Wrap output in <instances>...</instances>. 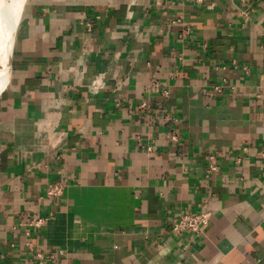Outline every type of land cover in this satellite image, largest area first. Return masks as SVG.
<instances>
[{"label":"crops","instance_id":"0c3cea01","mask_svg":"<svg viewBox=\"0 0 264 264\" xmlns=\"http://www.w3.org/2000/svg\"><path fill=\"white\" fill-rule=\"evenodd\" d=\"M0 92V264H264V0H26Z\"/></svg>","mask_w":264,"mask_h":264},{"label":"built area","instance_id":"2783aa9c","mask_svg":"<svg viewBox=\"0 0 264 264\" xmlns=\"http://www.w3.org/2000/svg\"><path fill=\"white\" fill-rule=\"evenodd\" d=\"M245 15L248 14V11H242ZM215 90H220V86H214ZM163 96H168L169 91L163 90L161 91ZM146 104H142V108H145ZM177 136L173 138L176 139ZM147 153L151 154L155 151V146L151 144H144L143 146ZM219 169L218 164L215 161V156H210L207 162L206 173L210 175L216 172ZM64 183L57 182L51 184L47 189V194L52 197H59L64 192ZM212 212L211 210L204 208L200 211L196 212H187L181 211L178 213L176 218L171 221V234L175 236H180L185 233H193L196 235L203 234L208 228L211 221ZM30 224H33L37 227L41 226L45 222V218L42 217H34L28 221Z\"/></svg>","mask_w":264,"mask_h":264},{"label":"bare ground","instance_id":"6f19581e","mask_svg":"<svg viewBox=\"0 0 264 264\" xmlns=\"http://www.w3.org/2000/svg\"><path fill=\"white\" fill-rule=\"evenodd\" d=\"M25 2L26 0H4L0 6V31L8 36L16 35Z\"/></svg>","mask_w":264,"mask_h":264},{"label":"water","instance_id":"95a60500","mask_svg":"<svg viewBox=\"0 0 264 264\" xmlns=\"http://www.w3.org/2000/svg\"><path fill=\"white\" fill-rule=\"evenodd\" d=\"M15 40V34L7 36V34L2 32V30L0 31V86L4 82L7 83L9 79L12 68Z\"/></svg>","mask_w":264,"mask_h":264},{"label":"snow or ice","instance_id":"6c2138e0","mask_svg":"<svg viewBox=\"0 0 264 264\" xmlns=\"http://www.w3.org/2000/svg\"><path fill=\"white\" fill-rule=\"evenodd\" d=\"M4 3V0H0V6H2Z\"/></svg>","mask_w":264,"mask_h":264},{"label":"rangeland","instance_id":"374dc122","mask_svg":"<svg viewBox=\"0 0 264 264\" xmlns=\"http://www.w3.org/2000/svg\"><path fill=\"white\" fill-rule=\"evenodd\" d=\"M8 36V35H7Z\"/></svg>","mask_w":264,"mask_h":264}]
</instances>
